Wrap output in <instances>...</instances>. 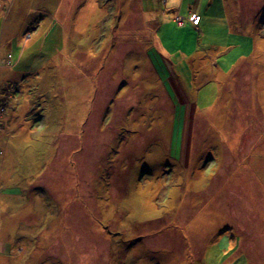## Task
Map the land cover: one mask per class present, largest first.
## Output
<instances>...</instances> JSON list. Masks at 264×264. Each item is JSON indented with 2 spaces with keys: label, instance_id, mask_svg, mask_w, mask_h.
Here are the masks:
<instances>
[{
  "label": "rangeland",
  "instance_id": "1",
  "mask_svg": "<svg viewBox=\"0 0 264 264\" xmlns=\"http://www.w3.org/2000/svg\"><path fill=\"white\" fill-rule=\"evenodd\" d=\"M0 264H264V0H0Z\"/></svg>",
  "mask_w": 264,
  "mask_h": 264
},
{
  "label": "built area",
  "instance_id": "2",
  "mask_svg": "<svg viewBox=\"0 0 264 264\" xmlns=\"http://www.w3.org/2000/svg\"><path fill=\"white\" fill-rule=\"evenodd\" d=\"M176 21H177L178 25H180V26L184 24L183 19H179V18H177ZM189 21H190L193 25L196 26V25L199 24L200 18H199L197 15H191V16L189 17Z\"/></svg>",
  "mask_w": 264,
  "mask_h": 264
},
{
  "label": "crops",
  "instance_id": "3",
  "mask_svg": "<svg viewBox=\"0 0 264 264\" xmlns=\"http://www.w3.org/2000/svg\"><path fill=\"white\" fill-rule=\"evenodd\" d=\"M174 4H177V3H173V5H174ZM190 15H197V14H193V13L190 12V13H189V17H190ZM197 16H198V15H197ZM198 17H199V16H198ZM188 21H189V18H188ZM189 22H190V21H189ZM190 23H191V22H190ZM191 24H192V23H191ZM192 25H193V24H192ZM179 26H180V25H179ZM193 26H194V27H197L198 25H197V26L193 25ZM1 32H2V28H1ZM2 37H3V35H2ZM1 43H2L1 46H2L3 49H4L5 46H6V41H4L3 39H1ZM8 58H10V57L8 56ZM4 67H5V66H4ZM4 67H3V68H4ZM2 86H4V85H2Z\"/></svg>",
  "mask_w": 264,
  "mask_h": 264
},
{
  "label": "trees",
  "instance_id": "4",
  "mask_svg": "<svg viewBox=\"0 0 264 264\" xmlns=\"http://www.w3.org/2000/svg\"><path fill=\"white\" fill-rule=\"evenodd\" d=\"M200 18V17H199Z\"/></svg>",
  "mask_w": 264,
  "mask_h": 264
}]
</instances>
